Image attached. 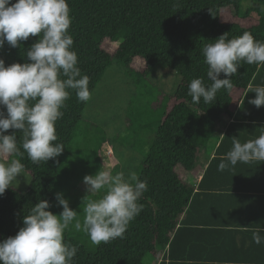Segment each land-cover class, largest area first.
<instances>
[{
	"label": "trees",
	"instance_id": "trees-1",
	"mask_svg": "<svg viewBox=\"0 0 264 264\" xmlns=\"http://www.w3.org/2000/svg\"><path fill=\"white\" fill-rule=\"evenodd\" d=\"M244 2L262 5L254 9L258 14L255 23L241 27L221 22L222 9L233 8L239 14ZM68 3L72 17L69 33L74 39L78 66L90 78L92 95L113 63L127 67L135 58L145 63L141 78L161 66L182 79L170 98L169 111L165 102L160 103L161 112L158 108L155 112L150 110L148 118L146 114L145 118L137 117L132 110L136 120H140L137 123L140 130L133 131L131 137L117 138L126 147L138 148L136 144L143 133L153 135L151 140L145 135L143 143L147 149H136L143 157L137 174L148 181V190L139 201L141 213L130 222L124 237L94 245L85 233L72 226L64 234L65 242L78 249L74 264H149L151 258L161 256L169 246L192 196L193 189L183 183L175 169L183 165L184 168L196 159L200 148L208 147L221 120L231 115L232 93L246 90L260 67L242 63L238 74L232 77L231 91L221 89L212 103L204 104L201 99L199 105H193L188 95L191 79L203 77L210 83L206 75L208 66L200 61L202 48L225 33L231 39L245 31L264 42V0H68ZM37 39L30 37L17 48L5 43L0 49V59L6 66L27 62L26 52ZM106 40L117 45L113 54L103 49ZM220 78L225 77L221 74ZM159 97L160 94L153 100L155 107L163 101H158ZM87 103L78 102L74 91L66 101L64 115L55 125L57 142L64 145L60 156L39 164H33L26 153L23 158L16 157L25 165L32 182L25 193L9 188L0 196V242L19 231L23 216L41 199L49 201V210L54 214L62 212L55 199L57 193H62L69 207L83 219L81 204L86 194L80 187L85 175H95L103 166L99 151L109 141L105 132L93 124L80 129ZM15 131L18 145H22L23 134Z\"/></svg>",
	"mask_w": 264,
	"mask_h": 264
},
{
	"label": "clouds",
	"instance_id": "clouds-1",
	"mask_svg": "<svg viewBox=\"0 0 264 264\" xmlns=\"http://www.w3.org/2000/svg\"><path fill=\"white\" fill-rule=\"evenodd\" d=\"M70 13L68 0H0V49L5 43L17 48L30 37H38L26 52L27 62L6 66L0 59V196L25 172V165L16 157L26 153L33 164H39L63 153L55 125L63 117L62 109L72 91L78 102L91 99L90 78L78 66L69 33ZM202 56L210 83L203 77L191 79L188 95L193 105H199L201 99L204 104L212 103L221 89L231 91L232 77L242 63L264 66V42L248 31L231 39L225 33L205 44ZM249 91L256 95L248 103L264 106V86H250ZM10 129L11 134H6ZM15 130L23 134L22 145H18ZM257 161L264 162V132L245 142L233 138L218 170ZM101 169L83 178L87 195L82 198V220L62 193L55 196L63 209L59 214L49 210L48 200H39L23 216L19 231L0 242V264H74L78 249L64 239L70 226L85 233L94 245L123 238L142 211L139 201L148 190V181L136 172L125 176L104 166ZM253 241L264 243L260 230L253 233Z\"/></svg>",
	"mask_w": 264,
	"mask_h": 264
},
{
	"label": "crops",
	"instance_id": "crops-1",
	"mask_svg": "<svg viewBox=\"0 0 264 264\" xmlns=\"http://www.w3.org/2000/svg\"><path fill=\"white\" fill-rule=\"evenodd\" d=\"M250 86H264V66L246 90L232 93L231 115L190 162H196L190 166L196 170L180 176L193 189L192 196L169 246L152 264H264V243L253 241L257 230L264 237V162H238L218 170L233 138L245 142L264 132V106L248 103L256 95Z\"/></svg>",
	"mask_w": 264,
	"mask_h": 264
},
{
	"label": "rangeland",
	"instance_id": "rangeland-1",
	"mask_svg": "<svg viewBox=\"0 0 264 264\" xmlns=\"http://www.w3.org/2000/svg\"><path fill=\"white\" fill-rule=\"evenodd\" d=\"M261 7L262 5L259 4L244 2L240 7L241 13L237 14L233 8H224L221 10L220 19L224 24H237L241 27H249L258 19V14L254 9ZM246 13L247 15H245ZM102 47L105 51L113 54L117 45L106 40L103 42ZM200 61L202 63L204 58L201 57ZM145 68V63L140 58H135L132 64L127 67L113 63L96 87L83 112L80 129L87 128V126L93 124L96 127H100L109 139L100 148L99 156L103 166L110 169L113 174L123 172L127 176L129 172L137 173L143 157L136 149L140 147L147 149V146L143 143L146 139L145 135L148 136V140L153 137L152 134L143 133L140 137V142L138 141L136 144L138 148L126 147L121 144L123 141L121 138L117 139L118 137H131L133 131L140 130L141 125L137 124L140 120H136L132 110L137 112V117L144 116L145 118L147 116L146 118H148L152 114V110L155 112V109L158 108V112H161L160 103L165 102L169 111L172 104L170 98L182 82L179 75L161 66H157L151 73L141 78L139 74L143 75ZM159 94L158 101H163L159 102L157 107H155L153 100ZM146 106L148 109H145ZM134 122L137 125H134ZM129 128L130 130H128ZM91 135L89 134L88 139L92 138ZM209 145L210 143H208ZM200 149L199 153L201 152ZM192 164H196V162L190 163L188 166L186 164L184 168V165L178 166L175 171L179 177L191 174L197 168L192 172L190 168ZM17 180L12 188L20 193H25L32 182V177L29 173L24 172L23 175L17 177ZM80 188L81 192L87 195L84 182ZM99 195L97 194V198ZM152 261L153 259L151 258L149 263L152 264Z\"/></svg>",
	"mask_w": 264,
	"mask_h": 264
},
{
	"label": "built area",
	"instance_id": "built-area-1",
	"mask_svg": "<svg viewBox=\"0 0 264 264\" xmlns=\"http://www.w3.org/2000/svg\"><path fill=\"white\" fill-rule=\"evenodd\" d=\"M238 101H240V100H238Z\"/></svg>",
	"mask_w": 264,
	"mask_h": 264
}]
</instances>
